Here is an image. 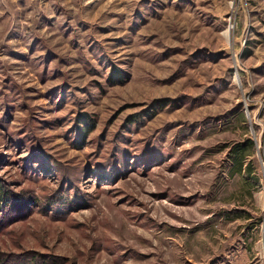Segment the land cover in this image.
Listing matches in <instances>:
<instances>
[{"label":"rangeland","instance_id":"1","mask_svg":"<svg viewBox=\"0 0 264 264\" xmlns=\"http://www.w3.org/2000/svg\"><path fill=\"white\" fill-rule=\"evenodd\" d=\"M0 186L1 264H264V0H0Z\"/></svg>","mask_w":264,"mask_h":264},{"label":"trees","instance_id":"2","mask_svg":"<svg viewBox=\"0 0 264 264\" xmlns=\"http://www.w3.org/2000/svg\"><path fill=\"white\" fill-rule=\"evenodd\" d=\"M87 132H89V130H86L85 133H87ZM237 157H238V156H237ZM2 193H3V187L0 186V204H1V202H3V200H5V197H6V196H5V193H3V194H2ZM8 195H9V193H8ZM8 195H7V196H8ZM1 197H3V199H1ZM8 197H9V196H8ZM14 197H15V196L11 195V196L9 197V199H10V198L12 199V198H14ZM6 198H7V197H6ZM6 201H7V200H6ZM9 202L11 203V201H9ZM29 261H30V262H29L28 264H37L36 261H35V258H34V259L32 258V259H30ZM1 262H2V260H1V257H0V264H1Z\"/></svg>","mask_w":264,"mask_h":264}]
</instances>
